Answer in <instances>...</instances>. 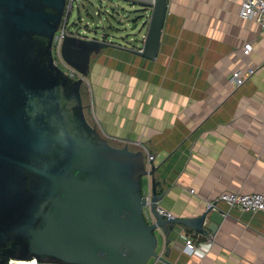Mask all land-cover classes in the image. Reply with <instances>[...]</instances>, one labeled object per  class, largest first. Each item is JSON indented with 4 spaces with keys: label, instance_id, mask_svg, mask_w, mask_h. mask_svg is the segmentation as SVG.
<instances>
[{
    "label": "water",
    "instance_id": "water-1",
    "mask_svg": "<svg viewBox=\"0 0 264 264\" xmlns=\"http://www.w3.org/2000/svg\"><path fill=\"white\" fill-rule=\"evenodd\" d=\"M130 1L147 15L140 27L144 15L132 18L138 32L123 43L105 29L65 37L62 55L83 75L74 79L52 52L67 0H0V264L165 261L181 230L207 236L225 219L217 201L196 217L164 212L153 161L148 169L143 149L111 141L88 117L83 87L93 55L116 43L159 54L169 0Z\"/></svg>",
    "mask_w": 264,
    "mask_h": 264
},
{
    "label": "crops",
    "instance_id": "crops-1",
    "mask_svg": "<svg viewBox=\"0 0 264 264\" xmlns=\"http://www.w3.org/2000/svg\"><path fill=\"white\" fill-rule=\"evenodd\" d=\"M168 6L158 56L106 47L92 56L83 92L106 137L154 156L160 208L196 217L224 191H264V29L241 17L240 0ZM249 69L242 85L231 82ZM217 202L226 215L214 233L183 229L152 264H264V213ZM185 236L199 244L194 255Z\"/></svg>",
    "mask_w": 264,
    "mask_h": 264
},
{
    "label": "built area",
    "instance_id": "built-area-1",
    "mask_svg": "<svg viewBox=\"0 0 264 264\" xmlns=\"http://www.w3.org/2000/svg\"><path fill=\"white\" fill-rule=\"evenodd\" d=\"M79 0H67L66 9L63 21L54 34L52 52L53 58L56 65H58L62 70H64L68 75L74 79L83 78L81 72L70 65L62 55V45L64 39L67 35H77L84 36L78 31L77 24L74 22L70 26V18L75 9V6ZM144 2H154L155 0H139ZM241 2V17L245 19H254L264 29V0H240ZM99 15L100 11H96ZM251 45L247 44L245 47V52L248 53L251 50ZM255 71V69H249L247 72L241 70L234 71L231 75V82L235 86L242 85L247 78ZM86 79V78H85ZM154 156L149 154L147 157V168L151 169V160ZM193 191V189L191 190ZM143 195L148 198V203L151 198V180L146 186H143ZM216 201H225L231 206L238 207L243 211L250 212H262L264 213V191L249 192V193H239L234 191H224L222 192L215 201H211L209 205ZM208 205V206H209ZM150 214L146 210V217L149 218ZM198 242L191 236H185L184 251L190 255H194L198 249ZM154 260V259H153ZM151 260L148 264H152ZM17 259H10L9 264H21L16 262ZM28 263L25 264H65V263H55V262H40L37 259L25 260Z\"/></svg>",
    "mask_w": 264,
    "mask_h": 264
},
{
    "label": "rangeland",
    "instance_id": "rangeland-1",
    "mask_svg": "<svg viewBox=\"0 0 264 264\" xmlns=\"http://www.w3.org/2000/svg\"><path fill=\"white\" fill-rule=\"evenodd\" d=\"M142 10L143 5L130 0H79L70 18V26L75 22L78 31L86 35H92L96 29L102 33L105 29L112 41L123 43L124 38H130L138 32V29H133L132 18L143 14L139 24L146 19L147 13ZM96 11H100V14L97 15ZM89 119L93 122L90 115Z\"/></svg>",
    "mask_w": 264,
    "mask_h": 264
},
{
    "label": "bare ground",
    "instance_id": "bare-ground-1",
    "mask_svg": "<svg viewBox=\"0 0 264 264\" xmlns=\"http://www.w3.org/2000/svg\"><path fill=\"white\" fill-rule=\"evenodd\" d=\"M16 262L21 263V264L28 263V261H25V260H18V261H16Z\"/></svg>",
    "mask_w": 264,
    "mask_h": 264
},
{
    "label": "trees",
    "instance_id": "trees-1",
    "mask_svg": "<svg viewBox=\"0 0 264 264\" xmlns=\"http://www.w3.org/2000/svg\"><path fill=\"white\" fill-rule=\"evenodd\" d=\"M83 94H84V92H83Z\"/></svg>",
    "mask_w": 264,
    "mask_h": 264
}]
</instances>
